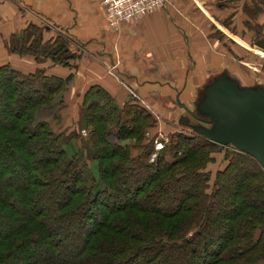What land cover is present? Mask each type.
I'll return each instance as SVG.
<instances>
[{
    "label": "trees",
    "instance_id": "obj_1",
    "mask_svg": "<svg viewBox=\"0 0 264 264\" xmlns=\"http://www.w3.org/2000/svg\"><path fill=\"white\" fill-rule=\"evenodd\" d=\"M261 11L249 13L257 17ZM49 27L30 24L13 37L10 52L71 68L78 54L61 35L45 41ZM73 79L0 66V98L7 85L14 89L8 105L23 93L30 96L12 112L11 125L0 124V161L12 168L3 176L14 172L23 182L0 196V226L29 204H43L24 213L18 229L0 232V264L21 263L37 246L45 247L48 259L26 264L264 263V169L255 158L190 129L171 134L151 162L158 140L146 133L157 128V118L137 102L119 107L104 87L92 85L83 93L78 124L88 132L97 180L83 149L70 156L60 140L64 135L52 128L62 119ZM18 145L28 147L18 152ZM108 147L112 151L105 153ZM224 147H232L226 166L213 179L205 170ZM241 170L233 191V174ZM56 195L60 200L52 202Z\"/></svg>",
    "mask_w": 264,
    "mask_h": 264
},
{
    "label": "crops",
    "instance_id": "obj_2",
    "mask_svg": "<svg viewBox=\"0 0 264 264\" xmlns=\"http://www.w3.org/2000/svg\"><path fill=\"white\" fill-rule=\"evenodd\" d=\"M221 2L169 0L166 9L112 28L97 0H0V66L9 64L25 75L44 71L65 79L74 74L66 90L64 113L70 116L65 126L72 117L73 123L79 119L75 110L82 105L83 93L100 85L119 107L137 102L148 109L158 120L151 131L162 130L165 136L163 126H179L181 115L190 117L186 108L193 111L207 75L233 63L234 56L216 37L224 33ZM32 23L50 26L45 41L58 35L70 40V50L78 54L71 68L10 52L13 37ZM56 126L52 123L53 130Z\"/></svg>",
    "mask_w": 264,
    "mask_h": 264
},
{
    "label": "rangeland",
    "instance_id": "obj_3",
    "mask_svg": "<svg viewBox=\"0 0 264 264\" xmlns=\"http://www.w3.org/2000/svg\"><path fill=\"white\" fill-rule=\"evenodd\" d=\"M222 5L223 11H218V14H220L219 22L221 23L220 26L223 27L224 33L222 34L219 32L216 34L217 38H220L224 42L225 52H230L234 56V60L232 61V67L229 68L231 72L235 75H237L239 78H241L245 84H253V83H263L264 84V49L260 48L256 45V42L262 40L264 38V6L261 5L259 1L256 0H222L220 3ZM259 9H262L261 13L257 15V17L253 14H250L249 11H257ZM263 29V32L261 34L257 33V29ZM259 31V30H258ZM30 35H33V32H29ZM228 34H233L235 38V41L231 38L228 39ZM228 35V36H227ZM34 38V37H33ZM58 39V38H57ZM56 39V40H57ZM32 41V40H31ZM58 43V42H57ZM234 43L233 45H231ZM238 46H237V45ZM232 48V49H230ZM226 55V54H225ZM218 58V57H217ZM217 58L212 56V60L216 61ZM231 61V60H230ZM215 72H211V75L208 74L206 80L204 83H211L216 77ZM13 87L7 85L5 90L3 91L4 95L2 98H0V124L3 126H8V124L11 123L13 120V114L12 112L21 110L25 105L29 103V93H23L21 94V99L17 101L16 103L8 105L7 98L8 95L13 92ZM83 106L79 107V110L76 109L75 111H78V113L82 112ZM60 117H62L59 122L55 121L59 126L55 127V132L57 134H63L61 143L65 146V149L67 150V153L72 156L80 149H83L86 158L90 164L91 171L95 175L96 179L98 180V163L92 159V152L91 147L89 144V141L87 139L88 132L80 129L79 124L71 118L68 122V125H63V122L67 121L69 119L70 113L67 115L62 111ZM96 111H94L95 113ZM162 112V111H160ZM61 123V124H59ZM11 125V124H10ZM62 126V127H61ZM66 128V129H63ZM185 130L186 132L193 133L190 129H185L183 127L177 126L175 124H170V126H163V131L165 133V136L162 134L161 137H156L155 132L150 130V133H146L147 139H157V143H155L154 146V152L151 154V162H154L156 158L158 157L160 151L164 149V142H168L170 139L171 134L174 132ZM162 131V130H161ZM159 131V132H161ZM73 135L77 136L74 139H71ZM161 143L162 148H159L157 150V144ZM128 144L134 147V144L132 142H128ZM24 148L28 146H23ZM18 145L17 151L21 152L22 148ZM232 148V147H231ZM231 148H221L218 149V152L213 153V156L215 158V161L207 166V169L205 171L209 172L210 175H212L213 179L215 174L223 169L226 166V163H224V156L227 152L231 150ZM233 150V149H232ZM112 151L111 147H108L104 150L105 153H110ZM139 150L133 151L134 154L137 153ZM39 157V156H38ZM170 158V157H169ZM5 169L12 170V168H9L8 166L5 168V165L1 163L0 161V196L3 197L4 190L10 186L13 187H20V185H23V182L19 180V178L14 177L11 173V177H7V175L3 176L6 171ZM244 170H241L240 173L233 174L234 177V186H232L231 189L233 191L236 190V184L239 182V174L244 175ZM248 171H251L249 169ZM4 172V173H3ZM210 189L213 186V183L210 182ZM12 184V185H11ZM11 189V187H9ZM232 194V193H230ZM59 195H56L53 197L52 202L59 201ZM43 204H29L26 209L20 210L18 213H16V219L11 220V218L5 219V221L0 226V232L2 230L6 231H12L16 230L23 224L24 219V213L26 214L27 211H31L35 206L41 207ZM45 205V204H44ZM49 205V204H48ZM44 207V206H43ZM219 215V214H218ZM49 257V252L42 247L37 246L35 249H30L23 256L21 257V263L18 264H26L30 260L37 259H43L46 260ZM20 262V261H19ZM264 264V263H259Z\"/></svg>",
    "mask_w": 264,
    "mask_h": 264
},
{
    "label": "water",
    "instance_id": "obj_4",
    "mask_svg": "<svg viewBox=\"0 0 264 264\" xmlns=\"http://www.w3.org/2000/svg\"><path fill=\"white\" fill-rule=\"evenodd\" d=\"M264 49V40L256 42ZM225 65L200 89L193 112L179 126L255 158L264 169V84H244Z\"/></svg>",
    "mask_w": 264,
    "mask_h": 264
},
{
    "label": "built area",
    "instance_id": "obj_5",
    "mask_svg": "<svg viewBox=\"0 0 264 264\" xmlns=\"http://www.w3.org/2000/svg\"><path fill=\"white\" fill-rule=\"evenodd\" d=\"M104 8L112 28H121L158 10L166 9L169 0H97ZM157 144V150L162 148Z\"/></svg>",
    "mask_w": 264,
    "mask_h": 264
},
{
    "label": "flooded vegetation",
    "instance_id": "obj_6",
    "mask_svg": "<svg viewBox=\"0 0 264 264\" xmlns=\"http://www.w3.org/2000/svg\"><path fill=\"white\" fill-rule=\"evenodd\" d=\"M192 111V110H191ZM193 112V111H192Z\"/></svg>",
    "mask_w": 264,
    "mask_h": 264
}]
</instances>
